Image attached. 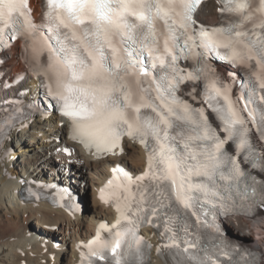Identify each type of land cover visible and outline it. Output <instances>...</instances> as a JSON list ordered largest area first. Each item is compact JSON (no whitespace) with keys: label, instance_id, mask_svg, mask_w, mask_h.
Here are the masks:
<instances>
[{"label":"snow or ice","instance_id":"obj_1","mask_svg":"<svg viewBox=\"0 0 264 264\" xmlns=\"http://www.w3.org/2000/svg\"><path fill=\"white\" fill-rule=\"evenodd\" d=\"M200 3L45 0L42 23L37 25L31 18L29 0H0V38L7 30L12 31L13 39L35 40L39 35L42 46L35 49L38 67L45 75L56 76L57 90L53 92L49 86V92L70 122L72 139L97 151L115 148L123 136L144 145L147 170L135 178L121 171L126 182L117 185L129 210L136 206L140 212L150 200L161 207L167 201L169 207L188 209L200 200L227 207L225 201L234 196L245 199L255 194L257 184L264 193V182L242 169L238 161L243 156L244 163L264 171V156L256 158L248 127L250 121L252 126L264 128V108L256 112L249 108L248 100L238 107L230 89L221 86L205 63L210 53L237 65L255 62L259 69L255 80L264 93V0H219L220 11L235 19L227 27L211 30L194 27L193 14ZM45 52L46 64L41 59ZM145 53L163 75L153 81L154 89H141L142 94L137 95L122 73L139 63L140 72L147 75ZM181 59H194L195 65L182 69L178 66ZM188 81L203 83L200 102L214 114L216 126L205 107H194L176 95L178 87ZM192 100L199 101L195 91ZM229 143L235 146V154L227 150ZM146 180L149 183H143ZM151 211L156 213L157 208L153 206ZM117 212H121L119 205ZM128 232L131 229L116 232L110 246L114 256ZM132 235L135 238L134 232ZM94 243L88 244L90 255L103 259L102 252L91 250ZM135 243L138 254L141 242L135 239ZM188 261L208 264L196 255H190Z\"/></svg>","mask_w":264,"mask_h":264},{"label":"bare ground","instance_id":"obj_2","mask_svg":"<svg viewBox=\"0 0 264 264\" xmlns=\"http://www.w3.org/2000/svg\"><path fill=\"white\" fill-rule=\"evenodd\" d=\"M30 2L34 16H38L42 0ZM216 8L212 0L204 3L199 11L200 19L216 22ZM18 52L24 54L16 42L8 58L0 63L9 81L26 71L16 56ZM49 74L56 81L55 74ZM126 82L138 94V84L130 78ZM19 84L17 91L28 89L30 93L37 90L39 79L27 73L24 82ZM193 88L192 84L185 85L188 92ZM1 89L0 82V92ZM63 146H69L74 156H63L58 164L49 154ZM146 157L144 145L129 138H123L115 148L103 152L86 147L80 140L72 139L68 119L56 114L38 116L23 126L13 127L0 150V264H85L96 223L112 222L119 215L117 206L121 210L126 208L122 196L113 198L114 205L96 197L110 168L122 163L137 175L146 169ZM58 179L84 202L81 211H66L47 201L49 205L40 204L42 201L37 199H22L38 180ZM225 224L232 238L260 253V262L264 264V212L252 217H228ZM142 232L150 245L148 264H178V259L168 254L159 231L147 227ZM244 239L249 243L243 242Z\"/></svg>","mask_w":264,"mask_h":264},{"label":"rangeland","instance_id":"obj_3","mask_svg":"<svg viewBox=\"0 0 264 264\" xmlns=\"http://www.w3.org/2000/svg\"><path fill=\"white\" fill-rule=\"evenodd\" d=\"M19 54L22 55L21 52H18L16 56H17V58H18V60H19L20 62H23V59L21 58V56H20ZM22 56H23V55H22ZM1 92H2V89H1ZM1 92H0V93H1ZM49 155L51 156V154H49ZM41 180H46V179H43V178H42ZM26 182H27V181H26ZM83 187H84V182L81 183V188H83ZM85 191L87 192V190H85ZM86 192L84 193V195H86ZM35 200H36V199H35ZM31 201H33V200H31ZM43 203L48 204L46 201H42L40 204H43ZM48 205H49V204H48ZM51 207H52V206H51ZM76 211H78V210H76ZM76 211H75V212H76ZM242 241H243V242H246V243H249V241H248L247 239H244V240H242Z\"/></svg>","mask_w":264,"mask_h":264}]
</instances>
